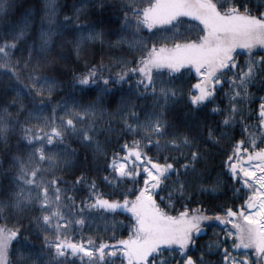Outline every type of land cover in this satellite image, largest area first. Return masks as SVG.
Wrapping results in <instances>:
<instances>
[{
  "label": "snow or ice",
  "instance_id": "6c2138e0",
  "mask_svg": "<svg viewBox=\"0 0 264 264\" xmlns=\"http://www.w3.org/2000/svg\"><path fill=\"white\" fill-rule=\"evenodd\" d=\"M152 2L126 0L119 5V28L109 34L116 37L112 41L115 46L128 45L126 51L133 56H114L109 64L103 59L98 63L85 60L81 71H73V89L85 97L96 91L98 102L100 93L110 94L126 84L137 95L151 94L158 108L144 114L148 121L145 125L134 102L124 105V131L132 139L121 140L110 153H105L100 182L86 171L73 172L68 181L59 177L46 181L41 166L46 158L51 159L49 150L63 142L69 129L78 130L74 118L58 123L55 111L61 104L51 100L58 82L44 78L37 88L41 97L38 103H45L47 97L53 115L49 118L43 112L29 110L37 123L20 126L21 138L29 149L28 159L15 157L16 190L0 194L5 196V204H19L17 197L21 196L34 201L39 210L33 216L37 229L34 235L41 246L24 252L19 244L23 241L28 245L29 241L23 227L4 225L0 227V264H10L9 253L14 246L20 264H264V95L259 97L254 117L251 109L245 116L235 103L241 96L238 89L247 95L249 84L264 82V0H225V13L246 21L239 43L224 45L212 60L194 67L187 89L179 93L175 84L179 65L166 64L162 59L168 49L156 41V24L149 18ZM7 3L8 0H0V12ZM55 5L56 0H48L53 16ZM108 7L104 0H81L73 6V12L78 19L81 13L90 14V8L103 12ZM70 19L64 18L66 23ZM40 35L38 51L50 44L47 33ZM87 37L89 41L105 43L102 31H89ZM74 47L79 56L80 42H75ZM238 47L243 51L237 52ZM165 66L169 72L162 74L160 69ZM39 67L37 63L33 69L37 77ZM225 84L228 88H224ZM221 90L224 107L217 99ZM181 97L191 104L193 114L205 105L209 117L224 113L219 137L214 134L215 128L210 126L208 130L209 137L217 143L228 138V147L220 152L221 165L215 171L197 168L206 160L198 142L184 133L168 136L165 132V111ZM95 106L88 103L73 109L67 105L64 112L91 116ZM4 126L0 124V129ZM141 127L145 134L137 139L136 131ZM90 130L91 125L79 131ZM81 139L88 143L95 137L82 135ZM169 146L180 151L170 156L166 150ZM152 152L155 155H149ZM127 184L132 185L130 191ZM194 195L199 198L193 199ZM137 204L153 208L163 222L147 230L143 225H121L124 233L117 235L116 214L127 215ZM96 212L101 213L99 219L92 215ZM209 256L215 259L209 260Z\"/></svg>",
  "mask_w": 264,
  "mask_h": 264
},
{
  "label": "trees",
  "instance_id": "16d2710c",
  "mask_svg": "<svg viewBox=\"0 0 264 264\" xmlns=\"http://www.w3.org/2000/svg\"><path fill=\"white\" fill-rule=\"evenodd\" d=\"M156 1L153 0L150 9L156 6ZM80 2L81 0H56L55 15L53 16L52 10L47 7L48 0H8L4 10L0 12V117H3L0 119V124L5 125L0 129V194L16 190L15 184L18 182L14 180L17 172L15 157L28 159L29 149L21 138L20 126L21 123H37L30 117L29 110L43 112L49 118L53 115L52 105L47 102V97H45V103H38L41 97L37 94V88L44 83V78H47L48 81L58 82L51 92L52 102L60 101L61 104V107L56 108L55 111L58 123L61 120L66 121L69 118H74L75 128L78 130L74 132L69 129L64 135L63 142L49 150L53 155L50 160L46 158L44 165L41 166V174L46 181L52 177L68 181L72 179L73 172L86 171L89 175L96 176L97 181L100 182L99 178L107 158L105 153H110L121 140L132 139V135L124 131L122 110L127 111L124 105L134 102L145 125H148V121L144 114L154 112L158 108V103L154 105L151 94L137 95L135 90L126 84L116 87L110 94L100 93L98 102L96 101V91L85 97L78 90L73 89V71H81L84 68L85 60L98 63L103 59L106 64H109L114 56H133L132 53L126 51L128 45L115 46L112 41L116 37L109 34L119 28L116 9L126 0H104L105 4L109 6L107 10L97 12L95 8H90V14L81 13L76 19L73 6L79 5ZM89 2L92 3L93 0H89ZM206 2L210 8H203L197 0H187L192 9L202 15L232 14L231 12L225 13L223 7L225 0H206ZM174 4L180 6L176 2ZM65 16L71 18L67 23L64 20ZM108 20L114 23H105ZM89 25L95 27L89 28ZM96 30L102 31L105 43L95 39L88 40L87 33ZM41 32L48 34L50 44L38 51V47L42 43ZM154 33L157 43L163 44L168 49L166 52L168 54L200 46L206 35H215L213 32L208 34V29L201 22L186 16H175L166 22L156 24ZM219 39H221L219 43H226L224 36L221 35ZM77 41L81 44L79 56H77L74 47ZM236 51L242 52L243 49L238 47ZM239 59L242 61L244 56L241 55ZM37 63L40 65L38 77L33 71ZM192 70L193 67L179 69V74L175 79L178 93L181 89H187L191 81ZM160 72L167 74L169 69L161 68ZM224 88H228V85L225 84ZM238 90L241 91V96L235 101L237 109L243 111L245 116H248L249 109H251L254 117L259 97L264 95V82L249 84L247 95L243 93L242 88ZM222 93L223 90L218 94L217 99L221 107H224L225 98ZM229 94H232V90ZM61 98L63 99L61 100ZM88 103L96 105L91 116L79 112H64V107L67 105L76 109L79 105ZM207 107L205 105L198 108L193 114L191 104L186 103L183 97L176 99L175 103L165 111V119L168 121L165 132L168 136L174 132L184 133L194 143L198 142L199 149L204 153L206 160H202L197 168L215 171L221 165L220 152L228 147V138L224 137L217 143L209 137L210 126L215 128L214 134L219 137L220 120L224 113L209 117L206 111ZM89 125H91L90 131L83 133L79 131L88 129ZM144 134V128H137V139H140ZM82 135L89 138L94 136L95 139L85 143L81 139ZM166 150L170 156L180 151L179 148L171 146ZM149 155H155V153L152 152ZM33 164L35 166V162ZM129 167L132 165L130 164ZM193 184H195V180H193ZM131 188L132 185L127 184L129 191ZM31 195L34 197L35 191ZM17 198L20 200L19 204H5V196L0 195V205H3L0 207V216L3 217L0 219V227L13 224L21 225L29 244L25 245L21 241L19 247L24 252L29 251L30 248L38 249L41 246V241L34 235L37 229L34 227L33 216L38 215L39 210L34 201L25 200L22 196ZM198 198L193 196V199ZM160 208L164 209V205H160ZM92 215L99 219L101 213L96 212ZM138 220H141L140 216L117 213L115 216V221L119 222L115 225L117 235L124 233V228L121 225L135 224L139 227ZM111 231L110 227L109 232ZM9 254L10 264H20L15 246ZM207 258L215 259L213 256Z\"/></svg>",
  "mask_w": 264,
  "mask_h": 264
},
{
  "label": "rangeland",
  "instance_id": "374dc122",
  "mask_svg": "<svg viewBox=\"0 0 264 264\" xmlns=\"http://www.w3.org/2000/svg\"><path fill=\"white\" fill-rule=\"evenodd\" d=\"M174 2L180 6H176ZM197 2L203 8H210L206 0H197ZM175 16H186L195 19L205 25L208 34L209 32L215 33L214 36L212 34L206 35L200 46L186 48L177 53H165L162 59L166 64L179 65V69L184 67L194 68L199 64L212 60L224 45L238 44L239 34L246 27V21L233 14L214 13L210 16L199 14L192 9L187 0H157L156 6L149 9V18L155 24L166 22ZM221 35L225 37L226 43H219ZM233 37H236V39H233ZM162 68L169 69L167 66ZM128 214L140 216L141 220H138L139 227L143 225L145 230L163 222L162 216H159L153 208L144 204H137L135 209L128 212Z\"/></svg>",
  "mask_w": 264,
  "mask_h": 264
}]
</instances>
